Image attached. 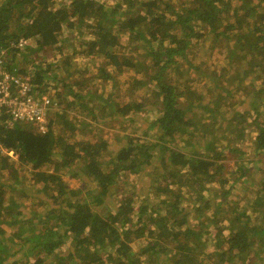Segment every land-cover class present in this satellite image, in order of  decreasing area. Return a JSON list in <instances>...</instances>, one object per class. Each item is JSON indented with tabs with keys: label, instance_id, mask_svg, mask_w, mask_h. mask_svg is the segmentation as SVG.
I'll return each mask as SVG.
<instances>
[{
	"label": "trees",
	"instance_id": "trees-1",
	"mask_svg": "<svg viewBox=\"0 0 264 264\" xmlns=\"http://www.w3.org/2000/svg\"><path fill=\"white\" fill-rule=\"evenodd\" d=\"M67 3L59 7L55 0H1L0 47L25 37L37 38L39 50L55 45L58 33L66 27L76 38L68 46L87 56L89 64L96 61L101 79L115 83L126 68L136 74L126 81L131 97L123 103L112 100L116 91L107 87L76 91L73 86L77 83L71 79L79 76L80 68L73 65V56L65 57V66L42 61L38 54L30 58L31 85L46 93L56 80L65 90L57 97L65 100L56 101V106L63 107L53 110L45 131L30 121L6 126L2 116L0 144L17 155L20 165L0 151V171L17 176L20 169L30 166L32 176L43 183L53 204H33L41 209L40 214L22 220L25 215L18 200L6 204L7 185L0 174V264H205L199 254L198 228L208 222L216 225V248L210 249L209 255H216L219 264L239 260L263 264L264 176L255 190L247 188L244 205L238 203L231 197L238 177L229 181L233 172L223 174L224 149L231 147L223 142L218 149L217 140H224L223 135L236 121L244 123L251 111H255L253 120L264 115V0ZM76 33H85L87 38L76 37ZM126 34L136 46L129 52L121 44ZM220 48L225 49L222 60L211 62ZM197 49L208 54L207 66L213 67L202 72L207 82L198 88L190 83L185 69L202 71L204 63L193 61ZM17 51L13 50L14 60ZM59 68H64L62 78L54 73ZM174 74L189 82L175 81ZM137 90L149 91L156 107V142L129 136L126 144L110 151L108 140L76 139L78 128L98 117L103 123L107 118L124 122L126 116L144 109V102L132 97ZM235 97L239 103L249 97L248 104L253 106L240 121V109L231 113L225 108ZM98 102L111 105L103 109ZM82 108L80 115L85 117H71ZM191 112L193 118L196 114L199 117L192 119ZM203 122L215 130H203ZM255 147L264 155V120L257 124ZM239 156L245 158L242 152ZM151 166L154 179L143 184L139 194L129 176H138ZM237 167L245 172L244 166ZM65 174L83 180V186L71 187ZM219 184L224 185L222 191L212 188ZM9 186L20 190L23 197H36L31 189ZM218 195L224 204L218 202L221 197L215 200ZM137 198L141 204L134 220ZM185 198L188 205L182 204ZM241 206L252 214H246ZM228 210L229 216L237 213L240 217L227 222L221 213ZM191 216L201 218L196 227L190 224ZM28 231L31 234L25 236ZM139 239L145 242L135 248Z\"/></svg>",
	"mask_w": 264,
	"mask_h": 264
},
{
	"label": "rangeland",
	"instance_id": "rangeland-1",
	"mask_svg": "<svg viewBox=\"0 0 264 264\" xmlns=\"http://www.w3.org/2000/svg\"><path fill=\"white\" fill-rule=\"evenodd\" d=\"M1 1V0H0ZM68 0H55V6L59 7H65L68 5L67 3ZM239 2V0H237ZM80 29H77V33H79ZM73 34L74 36H80L81 39L87 38V35L85 37V33H82L80 35ZM58 42L55 45H50V46H45L40 48L39 50H36L37 47V38H31L30 44L33 45L34 47L31 49V46H27L23 52H21V56L19 60L17 61V64L20 65L21 67L26 68L27 66L30 67L31 62L29 61L30 58L34 59L35 54H38L41 56L42 61H50L53 64L60 63L61 66H65L64 64V59L65 57L68 56H73V65L80 68L79 76H73L71 81L73 80V83H77V85H74V89L76 91H81L85 92L88 91L90 88L93 90H101L102 87H107L111 89H115V94L114 97L112 96V100H120V103L126 102V100L130 99V93L128 94V88L129 85L127 84L126 87V81L131 80L136 74L129 70L125 69L123 73L118 74L117 80L115 83H112L110 80L106 79H101V77L98 76L99 73V64H97L96 61L94 63L92 62L89 64V59L87 56L82 55L81 53L78 52V49L75 47L70 48L68 45L73 44L76 38H73L71 36V33H69L68 29L66 27H63V30L58 33L57 35ZM65 41L63 42V40ZM121 44L122 46H125L123 50L130 51L134 50L136 48L133 47L134 44L132 41L129 39V36L126 34L125 36L122 35L121 37ZM225 44V43H223ZM35 48V49H34ZM224 48H220L217 51V54H214V57L210 59L211 62L218 63L219 59L222 60L224 56ZM39 56V57H40ZM208 59V54L201 52L199 49H197V53L193 57L194 64L198 65L199 63H204L200 70L202 71H196L194 69H188L187 67L185 68L186 71L189 72V76L191 78L190 83L193 85H196V87H201L204 85L205 82H207L206 77H201L204 76L202 72H209L213 69V67H208L209 63L207 62ZM186 64V63H183ZM201 66V65H200ZM211 68V69H209ZM222 68V64H220L217 67V71ZM54 73H57V76L63 77L64 68H59L56 69ZM185 74V73H184ZM211 74V73H209ZM214 74V73H212ZM187 75V74H186ZM94 78V79H92ZM172 78L176 80H180L181 82L187 83L189 82L188 79H184V76L180 77L176 74L172 76ZM177 78V79H176ZM200 78V81H197V79ZM57 84V87H53V85ZM48 89L49 91L47 93H50L52 96L58 95L59 92H65L63 89V85L59 84L56 80L52 81V85ZM63 92V93H64ZM206 92V91H204ZM111 92H107V95L110 94ZM225 96L229 98V94L226 93ZM55 97V98H56ZM133 98H140L138 101H143L144 102V109L136 111L129 115L128 117L126 116L127 119L124 122H115L113 119L107 118L104 123L99 122L101 117H98V119L93 120V123L90 124H84L83 126H80L77 131V137L76 139H91V140H98V139H103V140H108L109 142V150L110 151H115L117 150L121 145H124L127 143V138L129 136H136L139 137L142 142H156L157 139V132L156 129L153 128V123L155 119L157 118L158 114L156 113V107L154 104H152V98L150 95V92L144 91L141 92L137 90L136 94L132 96ZM238 97V96H237ZM237 97L233 98L231 105H225L226 109L229 110V112L232 113V111H236L237 109H240L241 115L238 117V120L240 121L243 119L247 111L251 110L253 106L251 103L248 104L251 98L245 97L244 98V103H239V100H237ZM65 99L62 97H57V101L63 102ZM237 100V101H235ZM229 101V99H228ZM227 101V102H228ZM111 104L107 105L104 104L102 105V102H98V106H102L103 109L106 108L107 106H110ZM57 106L55 110H59L60 108L63 107V105ZM185 106L182 105V108ZM263 109V114H264V107ZM54 110V111H55ZM51 113L49 115V119L53 116L55 113ZM84 111V108L81 109V111H77L76 113H72L71 117L74 116H81L80 113ZM111 112H114L113 109ZM255 111H251L246 117H245V122L244 123H238L237 121L233 124L231 129H228V132H226L223 137L225 138L221 142L217 140L219 143L218 149H221V144L225 142L228 144L230 148L224 149V159H223V164L225 165V171L223 174L227 172H233V175L230 174L228 175V180L231 181L234 179V176L238 177V181L233 184V187L231 188V197L235 200H237L238 203L241 205H244V199H245V191L247 188L255 190L257 186L259 185L262 177L264 176V155L261 153V151H257L255 147V136L257 133V124L259 121L264 120V115L257 120H253L254 118V113ZM192 119L195 117H199V114H196L193 118V112L190 113ZM261 116V114H259ZM85 117V116H81ZM207 120L209 122H213L212 118L208 116ZM49 123V121H48ZM47 123V125H48ZM203 125L201 128L205 131H210L213 132L215 130V126L211 125L208 128L205 127V123H202ZM37 129L41 130L39 127ZM47 129V126L45 127V130ZM242 152L245 156V158H242L239 156V153ZM8 155L11 156V161L15 163L16 166L19 167V162L17 161V155L14 154L13 152L7 153ZM110 155L114 153H110ZM239 166H244L245 172L242 169H239L237 165ZM153 167H147L146 170H142L140 175H130L129 179L130 181L135 183V191L139 193L142 190V185L151 183V180L154 179L152 176L153 173L151 172V169ZM33 169L30 166H27L25 168L20 169L18 175L12 174V172H9L8 170H2L0 171L1 177L4 180L5 184L7 185L6 188V204L10 205L12 201L18 200L17 202L20 203L21 210L23 212L22 220L25 218L31 216L32 214L37 215L40 214L41 209L36 207L33 204H36L37 202H42L45 204H53L51 199H48L46 194L44 193V185L40 181H38L36 178L32 176L33 174ZM64 178L66 182L69 183L71 187H80L83 186V180H80L79 178H74L71 175L65 174ZM15 180H18L17 182H14ZM10 184L12 186H17L18 188H25V189H31L34 191L36 194V199L33 198L34 200L30 199L29 197H23L22 193L20 190L16 189L13 190L12 187L10 188ZM212 188H215L217 190L222 191L224 188L223 184L215 185ZM140 194V193H139ZM187 194H185L186 197ZM206 195L208 198H213V195L210 192H206ZM221 196H217L215 200L220 199ZM222 198V197H221ZM221 200V199H220ZM220 203H225L226 201L222 200L218 201ZM45 204L41 205L43 207ZM141 204V200L139 198L135 199L134 207L135 211L133 214H135L138 211L139 205ZM183 205H188L189 202L187 201V198L182 200ZM110 209H113V205L109 206ZM241 208L244 210V212H247L246 214H252L251 211H249L246 207L241 206ZM221 214L224 215V219L229 222V219L233 222L236 218L240 217L237 213L234 214L233 217L229 216V210L228 211H223ZM134 220L137 219V215H133ZM234 218V219H233ZM201 219V218H199ZM199 219H194L193 216L190 217V224L195 226L200 224ZM223 222V221H222ZM221 224V221L219 222ZM234 224V223H233ZM216 226V225H215ZM210 222L206 223L203 227H199L201 231V236H200V245H199V254L201 258L205 261V264H219L218 261L215 260L216 255H209L210 249L216 248L215 242L213 241V234L216 232V227ZM3 227L5 230L9 231V226L7 224H3ZM226 232H229V229H225ZM25 236H29L27 234H31L30 231L25 233ZM145 240L144 239H139L136 240L134 243V247L137 248L138 246H142L144 244ZM214 243V244H213ZM18 246H16V249ZM15 249V250H16ZM60 251L64 253L65 249L63 247L60 248ZM263 264H264V256H263ZM236 264H245V262L239 260Z\"/></svg>",
	"mask_w": 264,
	"mask_h": 264
},
{
	"label": "built area",
	"instance_id": "built-area-1",
	"mask_svg": "<svg viewBox=\"0 0 264 264\" xmlns=\"http://www.w3.org/2000/svg\"><path fill=\"white\" fill-rule=\"evenodd\" d=\"M31 38L19 37L0 47V123L13 126L20 121H30L45 131L49 115L53 113L56 99L50 93H40L32 84L30 67H21L12 59L13 50L18 49L17 59L29 46ZM31 45V44H30ZM16 59V60H17ZM32 65V64H31ZM25 71V72H23ZM0 151L10 153L0 144Z\"/></svg>",
	"mask_w": 264,
	"mask_h": 264
},
{
	"label": "clouds",
	"instance_id": "clouds-1",
	"mask_svg": "<svg viewBox=\"0 0 264 264\" xmlns=\"http://www.w3.org/2000/svg\"><path fill=\"white\" fill-rule=\"evenodd\" d=\"M47 93V92H46ZM16 124V123H15Z\"/></svg>",
	"mask_w": 264,
	"mask_h": 264
}]
</instances>
